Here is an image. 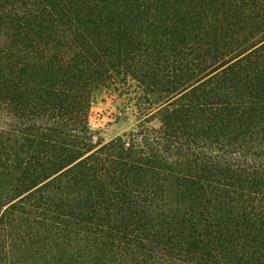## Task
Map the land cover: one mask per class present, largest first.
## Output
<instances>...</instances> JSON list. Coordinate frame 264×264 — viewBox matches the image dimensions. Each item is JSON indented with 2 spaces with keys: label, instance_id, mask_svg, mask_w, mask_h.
Masks as SVG:
<instances>
[{
  "label": "trees",
  "instance_id": "1",
  "mask_svg": "<svg viewBox=\"0 0 264 264\" xmlns=\"http://www.w3.org/2000/svg\"><path fill=\"white\" fill-rule=\"evenodd\" d=\"M0 264H264V0H0Z\"/></svg>",
  "mask_w": 264,
  "mask_h": 264
},
{
  "label": "rangeland",
  "instance_id": "2",
  "mask_svg": "<svg viewBox=\"0 0 264 264\" xmlns=\"http://www.w3.org/2000/svg\"><path fill=\"white\" fill-rule=\"evenodd\" d=\"M139 121V113L126 96L107 88L95 94L90 112L95 143H106L131 134L138 129Z\"/></svg>",
  "mask_w": 264,
  "mask_h": 264
}]
</instances>
